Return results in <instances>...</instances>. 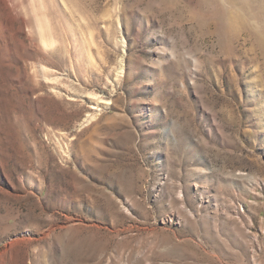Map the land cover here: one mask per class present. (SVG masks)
Here are the masks:
<instances>
[{"label": "rangeland", "instance_id": "obj_1", "mask_svg": "<svg viewBox=\"0 0 264 264\" xmlns=\"http://www.w3.org/2000/svg\"><path fill=\"white\" fill-rule=\"evenodd\" d=\"M0 264H264V0H0Z\"/></svg>", "mask_w": 264, "mask_h": 264}, {"label": "bare ground", "instance_id": "obj_2", "mask_svg": "<svg viewBox=\"0 0 264 264\" xmlns=\"http://www.w3.org/2000/svg\"><path fill=\"white\" fill-rule=\"evenodd\" d=\"M238 28V27H237Z\"/></svg>", "mask_w": 264, "mask_h": 264}]
</instances>
